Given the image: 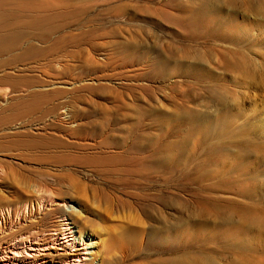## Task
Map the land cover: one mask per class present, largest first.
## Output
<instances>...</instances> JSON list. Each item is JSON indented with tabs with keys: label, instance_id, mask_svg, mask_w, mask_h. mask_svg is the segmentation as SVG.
<instances>
[{
	"label": "rangeland",
	"instance_id": "374dc122",
	"mask_svg": "<svg viewBox=\"0 0 264 264\" xmlns=\"http://www.w3.org/2000/svg\"><path fill=\"white\" fill-rule=\"evenodd\" d=\"M177 1L186 4L191 0ZM65 3L75 9L82 6L89 9L68 21L51 42L33 43L44 49L62 37L65 41L44 57L0 70V78L5 72L15 78L21 75L29 78L28 83H16V88L0 85V243L12 245L9 250L19 254L13 264H24L25 250L30 242L49 240L54 230L62 229L61 215L65 208L60 205L78 208L77 225L100 242L106 241L110 234L120 233L117 227L128 225L135 216L141 218L140 225L146 232L151 226H159V210L173 217L184 210L195 218L198 210L194 192L198 186L203 188L208 183H203L200 178L198 183L191 184L187 183V178L195 177L198 165L213 161L209 142L203 140L195 148L196 140L192 139L184 145V150L176 154L183 167L169 174L172 179L168 184L155 172L150 179L140 181L134 175L109 172L114 167L119 170L121 161L126 158L149 159L151 151L145 147L149 140L145 139L155 137L158 140L159 129L171 134L177 128H188L187 119L177 110L182 106H189L192 115L204 118L199 123L202 128L199 139L208 134L207 128H214L211 124L218 122L222 103L206 93L205 89L210 85L205 87L193 76L174 75V69L180 72L188 69L197 74L207 71L231 83L229 86L239 91L236 101L229 99L235 114L257 107L264 109V96L250 99L247 84L242 87L241 80L235 82L234 77L216 68L217 55L213 62L205 63L195 62L194 56L190 62L181 64L170 59L171 68L163 71L162 61L156 59H163L168 50H207L213 42L203 37L196 40L183 38L178 22L166 21L154 13L171 0H65ZM167 10L174 16L177 13L173 7ZM122 43L136 44L141 61L126 65L121 60L124 53L117 47ZM187 86H191L195 94L192 102H187V94L181 93ZM239 123L243 125V121ZM207 168L211 170L209 164ZM219 179L218 176L209 184L218 183ZM223 180L222 187L226 188L228 180ZM257 190L264 194L263 182ZM169 193L176 198L171 206L164 207L156 198L167 199ZM212 195L205 191L200 193L206 199L222 194ZM234 196L231 198L240 202L237 207L241 211L243 205L252 203ZM178 198L187 201L188 207L183 209ZM257 198L255 203L260 205L259 198L264 196ZM211 201L221 203L220 200ZM146 210L151 211L155 221L146 215ZM213 220L209 218L211 228L206 233L213 242L203 248L210 247L206 252L216 257L217 264H225L226 261L220 258L223 255L222 238L216 233L219 229ZM146 235L137 258L130 260L115 252L119 264H146L172 257L148 246ZM180 245L190 247L188 240ZM195 247L193 252L199 253ZM4 256L0 249V264L9 263L1 262Z\"/></svg>",
	"mask_w": 264,
	"mask_h": 264
},
{
	"label": "bare ground",
	"instance_id": "6f19581e",
	"mask_svg": "<svg viewBox=\"0 0 264 264\" xmlns=\"http://www.w3.org/2000/svg\"><path fill=\"white\" fill-rule=\"evenodd\" d=\"M72 7L67 6L65 0H0V70L54 52L65 41L63 37L44 49L33 42L50 41L68 21L73 20L78 13L89 9L83 6L78 9ZM169 7L175 9L177 12L175 16L168 13ZM154 13L166 21L178 22L179 32L185 36L183 38L187 36L196 40L203 37L213 41L211 48L207 50L194 52L186 48H180L179 51L168 50L163 59L160 57L156 59V61H162L160 66L163 71H169L171 68L170 59L176 61V64H181L190 62L191 57L194 56L195 62L205 63L213 62L214 55H217L216 68L225 75L234 77L235 82L236 79L241 80L242 87L243 85L246 87L247 84L250 99L257 100L259 96H264V0H191L186 4L171 0L170 4L155 9ZM117 47L124 53L123 56L121 55V60L126 65L141 61V57L136 52V44L122 43ZM179 52L182 55L177 57ZM174 75H181L183 78L193 76L201 80L205 87L206 84L210 85L205 89L206 93L222 103V113L218 122L215 125L211 124L214 128H207L208 134L202 135L203 137L199 139L201 136L199 132L202 131L199 123L204 118L192 115L189 106V108L182 106L177 110L179 115L187 119L188 128H177L171 134H165L159 129L158 140H155L157 139L155 137L145 139L149 140L146 143L147 146L145 145L147 150L151 151L149 159L126 158L121 161L119 170L112 167L113 169L109 172L119 171L122 172L121 175H134L138 181L150 179L155 172L160 174L168 184L172 179L169 174L172 175L173 170H180L183 167L182 161L176 159V154L184 150V145L196 140L195 148H197L203 140L206 143L209 142L211 154L214 156L213 161L198 165L197 175L195 174L193 179L187 178V183L191 184L198 183L197 180L200 178L203 183H208L203 188L198 186L193 196L196 198L194 201L198 210L194 217L199 222L191 218V215L184 210L180 211L176 217L171 214L164 215L163 211L157 210L161 217V222L158 221L159 226H151L146 232L140 225L141 218L135 216L130 219L128 225L123 224L117 227L120 233L115 236L110 234L106 241L100 242L90 232L84 231L77 225L75 217L78 215V208L72 205H60L65 208L62 215L60 214L62 229L54 230L49 240L44 237L45 239H36L33 242L27 241L30 242V246L25 250L27 253L24 264H72L71 262L74 264H119L115 258V252L130 260L137 258L142 250L145 234L149 237L148 246H152L159 253L172 256L146 264H217L216 257L206 252L210 247L203 248L211 242L206 234L211 228L209 218H214L213 223L216 229H219L216 233L222 238L221 246H223V255L220 258L226 261L225 264H264V198H259L260 205L255 203L257 197L264 196L263 192L257 190L262 182L264 186V124H262L264 109L259 110L257 107L248 112L233 113L229 99L236 101L239 91L229 86L231 83L207 71L197 74L188 69L182 72L174 69ZM28 80L29 78L26 79L25 76L15 78L5 72L0 78V85L16 88V83L24 84L28 83ZM192 89L191 86H187L186 91H181L182 94H187L186 97L181 96L187 98V102L195 99ZM239 121H243V125L241 123H239L241 126L238 125ZM251 158L254 159L251 161ZM207 164L211 166L210 171ZM218 176L221 178L220 182L209 184ZM224 178L229 183L226 188L222 187ZM204 191L211 195L216 192L222 195L215 198H212L214 196L212 195L206 199L200 196V193ZM230 191H232L231 194H229ZM169 194L167 199L161 196L156 199L164 207H169L176 198ZM231 195L252 203L243 205L241 211L237 207L240 202L236 203ZM178 200L181 199L178 198ZM211 200H220L221 203L214 204ZM181 205L185 209L188 207V202L181 200ZM146 211H148L146 215L154 220L151 211ZM58 235L62 238L58 239ZM186 240L190 243L188 248L180 245ZM195 243L200 245L195 247L193 246ZM11 246L0 243L1 252L5 255L1 262L8 261L13 264V261H17L16 257L19 254L16 251H10ZM193 247L197 248L199 253H194ZM8 253L14 254V258L6 255ZM228 256L231 259L229 261ZM250 256H253L252 259L255 261H251Z\"/></svg>",
	"mask_w": 264,
	"mask_h": 264
}]
</instances>
